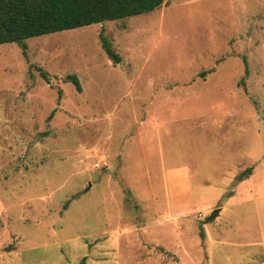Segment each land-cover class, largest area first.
<instances>
[{
    "label": "rangeland",
    "instance_id": "rangeland-1",
    "mask_svg": "<svg viewBox=\"0 0 264 264\" xmlns=\"http://www.w3.org/2000/svg\"><path fill=\"white\" fill-rule=\"evenodd\" d=\"M26 44H0V264H264V0Z\"/></svg>",
    "mask_w": 264,
    "mask_h": 264
},
{
    "label": "trees",
    "instance_id": "trees-1",
    "mask_svg": "<svg viewBox=\"0 0 264 264\" xmlns=\"http://www.w3.org/2000/svg\"><path fill=\"white\" fill-rule=\"evenodd\" d=\"M164 0H0V44L17 43L26 55V40L67 29L123 19L156 10ZM103 48L115 62L120 57L103 39ZM78 91L77 75L70 74ZM251 170V169H250ZM250 170L241 174L243 179Z\"/></svg>",
    "mask_w": 264,
    "mask_h": 264
},
{
    "label": "water",
    "instance_id": "water-1",
    "mask_svg": "<svg viewBox=\"0 0 264 264\" xmlns=\"http://www.w3.org/2000/svg\"><path fill=\"white\" fill-rule=\"evenodd\" d=\"M221 208L214 209L211 214L207 217L206 221H212L217 215H219Z\"/></svg>",
    "mask_w": 264,
    "mask_h": 264
},
{
    "label": "crops",
    "instance_id": "crops-1",
    "mask_svg": "<svg viewBox=\"0 0 264 264\" xmlns=\"http://www.w3.org/2000/svg\"><path fill=\"white\" fill-rule=\"evenodd\" d=\"M220 212H221V210H220Z\"/></svg>",
    "mask_w": 264,
    "mask_h": 264
}]
</instances>
